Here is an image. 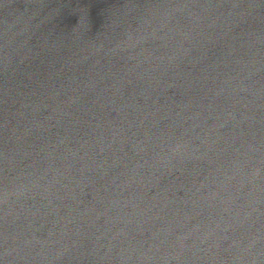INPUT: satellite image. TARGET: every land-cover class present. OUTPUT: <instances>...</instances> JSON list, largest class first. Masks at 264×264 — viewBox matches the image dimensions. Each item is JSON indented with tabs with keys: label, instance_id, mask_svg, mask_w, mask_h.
<instances>
[{
	"label": "water",
	"instance_id": "1",
	"mask_svg": "<svg viewBox=\"0 0 264 264\" xmlns=\"http://www.w3.org/2000/svg\"><path fill=\"white\" fill-rule=\"evenodd\" d=\"M0 264H264V0H0Z\"/></svg>",
	"mask_w": 264,
	"mask_h": 264
}]
</instances>
